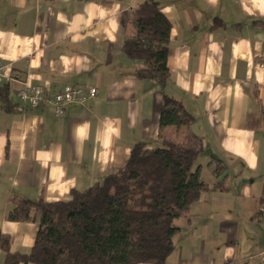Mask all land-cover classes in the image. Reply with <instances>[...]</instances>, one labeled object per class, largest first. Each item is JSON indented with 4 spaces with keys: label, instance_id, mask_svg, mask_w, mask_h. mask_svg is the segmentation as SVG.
Masks as SVG:
<instances>
[{
    "label": "crops",
    "instance_id": "obj_1",
    "mask_svg": "<svg viewBox=\"0 0 264 264\" xmlns=\"http://www.w3.org/2000/svg\"><path fill=\"white\" fill-rule=\"evenodd\" d=\"M144 1L0 0V65L19 78L0 84L9 99L0 102V230L12 252L29 253L38 217L6 221L11 198L66 202L124 165L135 144L160 147L165 93L192 119L164 138L223 167L218 177L209 167L207 189L174 221L165 264H264V0H152L172 27L164 89L135 80L141 65L122 54ZM24 82L97 95L55 115L51 103L31 109L17 98Z\"/></svg>",
    "mask_w": 264,
    "mask_h": 264
},
{
    "label": "trees",
    "instance_id": "obj_2",
    "mask_svg": "<svg viewBox=\"0 0 264 264\" xmlns=\"http://www.w3.org/2000/svg\"><path fill=\"white\" fill-rule=\"evenodd\" d=\"M139 10L122 54L141 65L133 73L135 80L164 89L170 83L166 56L171 23L152 0ZM7 91L0 87L2 104L9 101ZM191 119L180 102L164 93L158 117L160 147L148 150L143 143L135 144L124 165L86 190H72L66 202L11 198L5 220L31 223L38 217V227L26 254L12 252V239L0 230L4 264H165L179 233L174 221L207 189L200 167L192 171L201 148L163 136L166 127H187ZM210 164L218 177L222 165L214 160Z\"/></svg>",
    "mask_w": 264,
    "mask_h": 264
},
{
    "label": "built area",
    "instance_id": "obj_3",
    "mask_svg": "<svg viewBox=\"0 0 264 264\" xmlns=\"http://www.w3.org/2000/svg\"><path fill=\"white\" fill-rule=\"evenodd\" d=\"M4 79L12 82H19L18 76L10 78L0 65V84ZM97 95V90L93 87H77L66 85L63 89L48 94L45 88L40 85H31L24 82L16 91V96L31 109H37L44 103L53 105L54 114L59 115L65 106L82 103L86 99H93Z\"/></svg>",
    "mask_w": 264,
    "mask_h": 264
},
{
    "label": "rangeland",
    "instance_id": "obj_4",
    "mask_svg": "<svg viewBox=\"0 0 264 264\" xmlns=\"http://www.w3.org/2000/svg\"><path fill=\"white\" fill-rule=\"evenodd\" d=\"M206 154V151H205ZM205 157L204 156H198L197 159L195 160L193 167H192V171H194L196 168L200 167L201 169V178L202 180L207 179V172L209 167H212V172L214 170V165H211L210 162L208 160H204Z\"/></svg>",
    "mask_w": 264,
    "mask_h": 264
}]
</instances>
